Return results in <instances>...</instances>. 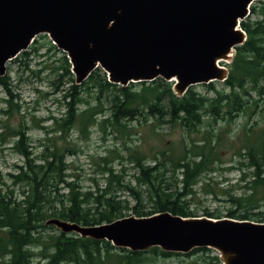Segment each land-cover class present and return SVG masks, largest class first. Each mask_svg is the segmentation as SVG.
<instances>
[{"label": "trees", "instance_id": "obj_1", "mask_svg": "<svg viewBox=\"0 0 264 264\" xmlns=\"http://www.w3.org/2000/svg\"><path fill=\"white\" fill-rule=\"evenodd\" d=\"M240 28L246 41L236 49L227 79L221 83L223 89L215 88L217 82L209 83L204 95L192 86L179 98L172 92V83L162 79L126 87L114 85L101 69L76 85L63 55L54 69L57 78L52 82V94L59 96L65 111L42 121L50 122V127L38 125L45 132L40 151L33 149L24 122L19 130L9 132L16 139L12 151L22 162L8 175L12 186L19 189V199L12 191L3 193L0 189V264H35L34 260L36 264H157L198 253L203 256L178 264H222L210 249H195L186 255L156 247L130 252L106 241L64 234L45 223L59 219L98 226L124 218L128 211L136 217L163 212L198 217L190 207L194 199L188 197L193 198L197 191L216 197L215 189L222 184L216 176L223 172L238 173L236 183L220 191L228 197L229 208L225 214L204 211L203 216L264 223V127L254 131L246 128V122L242 139L230 137L227 129L240 115L247 121L264 116V107L259 105L264 97V3L250 6ZM20 55L27 57L29 52ZM0 85L6 94L2 100L6 109L0 114L19 110L18 97L12 94L6 77H0ZM141 123H149L153 132L169 124L181 131V139L169 146L160 141V146L148 143L147 147L131 140L122 150L125 157L116 149L106 150L108 156L99 157L103 163L100 175L105 176L103 187L96 181L84 189L76 179L68 181L65 160L82 153L77 142L88 140L93 127L103 134L110 131L115 138L116 134L129 138L137 134L134 124ZM130 129L133 133L129 135ZM74 132L76 140L71 136ZM111 158L131 164L134 186L125 181L124 169L116 171L109 165L114 160ZM233 186L239 193L233 192ZM122 194H128L135 204L130 207L126 198L121 199Z\"/></svg>", "mask_w": 264, "mask_h": 264}, {"label": "water", "instance_id": "obj_2", "mask_svg": "<svg viewBox=\"0 0 264 264\" xmlns=\"http://www.w3.org/2000/svg\"><path fill=\"white\" fill-rule=\"evenodd\" d=\"M254 1L0 0V77L7 62L46 35L66 55L76 85L101 69L122 87L173 82L180 98L192 86L227 79L225 65L246 41L240 23ZM45 225L130 252L210 249L222 264H264V223L163 212L89 227L59 219Z\"/></svg>", "mask_w": 264, "mask_h": 264}, {"label": "rangeland", "instance_id": "obj_3", "mask_svg": "<svg viewBox=\"0 0 264 264\" xmlns=\"http://www.w3.org/2000/svg\"><path fill=\"white\" fill-rule=\"evenodd\" d=\"M261 3H264V0L254 1L251 4V7H256ZM52 45V42L46 35H39L27 49L26 52H29L27 57H22L19 54L15 59L7 62L6 64V73L4 77L8 80L12 94L18 97L17 103L20 108L19 110L13 108L9 115L0 114V189H2L3 193L12 191L17 199H19V189L12 186V182L8 175L15 173V166L21 164L22 158L12 151L13 142L16 141V139L10 136L9 132L19 130L22 122H24V126L29 127L27 136L32 141L31 145L33 149L39 152L40 144L45 138V132L42 131L38 125L50 127V122L42 121H45V119L50 116H59L65 111L64 104L61 101H58L59 96L52 94V82H54L57 78L54 69L59 66V60L65 54L59 51L54 45L53 46L55 48H52ZM57 60L58 62H56ZM230 64L225 65L228 72L230 70ZM60 73L61 72H58V74ZM170 83L173 84V82ZM193 87L198 93L203 95L208 90L204 84ZM223 87V84L220 82H217L215 85L217 90H222ZM5 97L6 94L4 89L0 85V110L6 109L5 104L2 102ZM259 105L260 108L264 107V97ZM81 109L83 108L81 107ZM246 122L247 129L252 127L254 131H260L262 127H264V116H255L253 120L247 121V117L240 115L233 121L231 126L229 125L228 128L223 124L221 127L230 130V137L234 139H242L243 129ZM255 122H257L256 125L254 124ZM134 125V131L137 132V134L129 138L128 135L125 136L121 134H116L117 138H115V134H109L110 131H106V133L103 134L98 130V128L93 127L88 140L77 142V146L82 150V153L77 157H69L65 160V163L69 165V169L66 172L67 175H70L68 181L76 179L84 189L94 186L96 181L101 187H103L105 184V176L100 175V169L103 168V163L99 161V157L104 158L108 156L105 153L106 150L116 149L123 157H125L126 154L122 152V150L124 149V145L129 143L131 140L134 143L144 142L145 147L148 146V143L160 146V141L169 146L170 144L179 142L182 136L180 130L176 127H171L169 124L160 126L155 132L152 131V126H150L149 123ZM132 133L133 130L130 129L129 135ZM71 136L73 140H76L75 138L77 134L75 132ZM51 137L57 138L58 135H52ZM111 160L113 161L109 165H111L116 171L124 169L126 172L125 181H130L131 185L134 186L135 183L133 182L131 176L133 174L131 164L125 160L120 162L116 158H111ZM237 177L238 173L235 171L223 172L222 175H217L216 181L222 183L219 188H214L217 196L214 197L212 195H206L201 191H197L193 198L188 197L189 200L194 199L193 203L190 205L191 211H194L198 217H205L203 216L204 211H218L225 214L226 210L229 208V204L227 202L228 197L221 194L220 191L229 190L230 185L236 183ZM224 179H226V182L223 183ZM232 189L234 193H239L237 191V186H233ZM60 193H63V191ZM124 198L129 201L130 207L135 204L128 194H122L121 199ZM141 203L145 204V200ZM124 214L125 217H136L132 211L125 212ZM37 251L38 250H35V252ZM214 254L217 255L215 252ZM200 256H203V253H198L189 258L172 257L171 259L165 261H158L157 264H178L180 262H190L196 260ZM37 262V260H34L33 263L36 264Z\"/></svg>", "mask_w": 264, "mask_h": 264}]
</instances>
